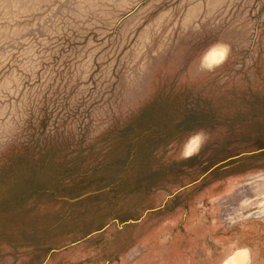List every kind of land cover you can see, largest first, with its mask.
Instances as JSON below:
<instances>
[{
    "label": "rangeland",
    "instance_id": "374dc122",
    "mask_svg": "<svg viewBox=\"0 0 264 264\" xmlns=\"http://www.w3.org/2000/svg\"><path fill=\"white\" fill-rule=\"evenodd\" d=\"M53 224L264 264V0H0V254Z\"/></svg>",
    "mask_w": 264,
    "mask_h": 264
},
{
    "label": "crops",
    "instance_id": "0c3cea01",
    "mask_svg": "<svg viewBox=\"0 0 264 264\" xmlns=\"http://www.w3.org/2000/svg\"><path fill=\"white\" fill-rule=\"evenodd\" d=\"M137 222V221H136ZM131 223V220H128ZM52 225V229L45 232H31L27 243L17 244L13 250L19 254L11 258V254L4 252L5 245L2 246L0 258L6 261L12 260V264H81L85 263V250L92 248V242L103 235L106 229H100L95 233H81L80 230H68L63 226ZM96 244V243H94ZM22 249L26 256L22 257ZM4 252V253H3ZM13 252L14 251H10ZM16 255V254H15Z\"/></svg>",
    "mask_w": 264,
    "mask_h": 264
},
{
    "label": "bare ground",
    "instance_id": "6f19581e",
    "mask_svg": "<svg viewBox=\"0 0 264 264\" xmlns=\"http://www.w3.org/2000/svg\"><path fill=\"white\" fill-rule=\"evenodd\" d=\"M209 59H210V61L215 62V61H218L221 59V55H218L216 52H212L209 55ZM238 258H239L238 260L234 259L232 261H229L226 264H244L245 263V257L244 256L240 255Z\"/></svg>",
    "mask_w": 264,
    "mask_h": 264
}]
</instances>
